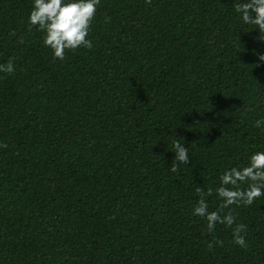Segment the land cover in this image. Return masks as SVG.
Returning <instances> with one entry per match:
<instances>
[{
  "label": "trees",
  "instance_id": "trees-1",
  "mask_svg": "<svg viewBox=\"0 0 264 264\" xmlns=\"http://www.w3.org/2000/svg\"><path fill=\"white\" fill-rule=\"evenodd\" d=\"M237 2L100 0L93 47L61 61L33 0H0V264H264V196L233 206L246 248L192 215L264 150V41Z\"/></svg>",
  "mask_w": 264,
  "mask_h": 264
},
{
  "label": "clouds",
  "instance_id": "clouds-1",
  "mask_svg": "<svg viewBox=\"0 0 264 264\" xmlns=\"http://www.w3.org/2000/svg\"><path fill=\"white\" fill-rule=\"evenodd\" d=\"M151 4V0H145ZM100 0H33V6L25 21L28 31L36 28L42 33L43 46L50 49L53 60L63 61L67 52L77 49H91L92 41L88 39L91 24L95 18ZM235 13L241 21L253 26L259 34H264V0H243L233 4ZM18 43L23 44V37ZM253 55H256L253 52ZM258 60L264 62V54L258 55ZM255 64L254 67H258ZM15 71L13 61L0 64V72L12 74ZM264 118L256 120L254 127L262 128ZM7 145L0 143V148ZM174 160L168 170L177 173L181 165L189 163L188 147L180 139L172 142ZM219 185L206 190L196 186L195 192L199 199L192 209V215L206 221V232L212 234L217 224L231 229L232 242L241 248L247 247L245 233L247 225L236 222L235 207L251 206L257 199L264 196V150L250 155L248 163L242 167H231L219 177ZM246 185V187H244ZM215 195L219 201L215 210H209L208 198ZM222 244V241H214Z\"/></svg>",
  "mask_w": 264,
  "mask_h": 264
}]
</instances>
